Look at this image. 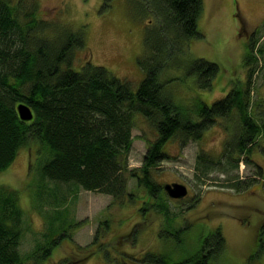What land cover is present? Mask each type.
I'll use <instances>...</instances> for the list:
<instances>
[{
  "label": "rangeland",
  "instance_id": "1",
  "mask_svg": "<svg viewBox=\"0 0 264 264\" xmlns=\"http://www.w3.org/2000/svg\"><path fill=\"white\" fill-rule=\"evenodd\" d=\"M36 1L40 17L74 31L82 27L86 45L76 53L75 69L91 60L137 89L145 76L138 59L150 55L145 31L159 29L161 23L150 0ZM197 28L200 38L168 39V54L174 51L184 63L164 65L158 77L163 92L197 119L199 104L210 105L235 84L243 85L251 70L249 113L261 126L255 142L243 152L227 143L242 129L235 110L217 118L199 139L183 144L171 137L162 144L168 157L151 168L161 192L150 195L129 177L130 196L122 200L41 176L48 150L30 142L0 171V185L17 191L23 211L22 258L38 246L51 245L40 264H117L120 257L144 264L140 259L145 252H163L177 260L219 228L225 247L210 264H264L258 234L264 223V178L258 174L259 166L264 173V0H203ZM199 57L219 67L210 90L200 89L186 72L184 65ZM131 135L129 167H140L157 131L137 113ZM172 182L185 184L187 195L170 197L163 185ZM134 228L135 240L124 236ZM176 229H182L179 240L168 234Z\"/></svg>",
  "mask_w": 264,
  "mask_h": 264
},
{
  "label": "trees",
  "instance_id": "2",
  "mask_svg": "<svg viewBox=\"0 0 264 264\" xmlns=\"http://www.w3.org/2000/svg\"><path fill=\"white\" fill-rule=\"evenodd\" d=\"M150 1L161 23L159 29L145 31L144 46L150 55L138 59L145 76L134 90L127 81L91 60L79 69L73 67L77 51L86 45L82 27L74 31L40 17L36 0H0V171L14 161L22 147L36 142L49 154L41 166V176L122 200L130 196L129 177H135L150 195L161 192L151 168L168 157L162 144L171 137L180 138L183 144L199 139L217 118L235 110L242 129L227 143L243 152L255 142L261 126L249 113L251 70L244 86L235 84L210 105L199 104L197 119L163 92L158 77L164 65L184 63L183 58L172 54L174 51L168 54L169 40L202 37L197 20L203 0ZM184 66L200 89L213 87L219 70L215 62L199 57ZM20 102L31 108V120L19 118L16 105ZM137 113L153 125L157 137L149 143L142 166L130 168L131 129ZM258 174L264 178L260 166ZM22 212L17 191L0 185V264H25V260L40 264L39 258L51 252V245L38 246L22 258L18 250ZM181 230L166 232L179 240ZM135 231L124 236L135 240ZM258 234L264 250V223ZM224 247V237L216 228L201 239L197 250L181 259L173 260L163 252H145L140 260L144 264H210ZM117 264L131 263L120 257Z\"/></svg>",
  "mask_w": 264,
  "mask_h": 264
},
{
  "label": "water",
  "instance_id": "3",
  "mask_svg": "<svg viewBox=\"0 0 264 264\" xmlns=\"http://www.w3.org/2000/svg\"><path fill=\"white\" fill-rule=\"evenodd\" d=\"M16 111L21 120L28 121L33 117L31 108L23 102L16 105ZM163 189L170 197L177 199L185 197L188 192L187 186L178 182L165 183Z\"/></svg>",
  "mask_w": 264,
  "mask_h": 264
}]
</instances>
